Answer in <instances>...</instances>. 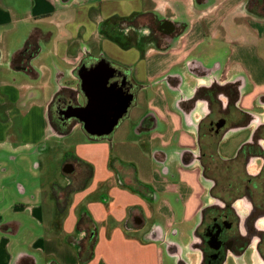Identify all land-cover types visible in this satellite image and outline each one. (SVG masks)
Instances as JSON below:
<instances>
[{"label": "crops", "instance_id": "crops-1", "mask_svg": "<svg viewBox=\"0 0 264 264\" xmlns=\"http://www.w3.org/2000/svg\"><path fill=\"white\" fill-rule=\"evenodd\" d=\"M250 1L31 0L25 21L33 28L24 36L19 29L9 28L17 20H12L5 9L0 11V153L15 155L53 140H46L48 106L59 91L77 87L74 70L82 60L95 63L105 59L126 72L127 80L147 100L141 119L149 117L151 125L138 129L139 133L133 122L124 129H117L118 125L109 139L86 138L71 147L61 145L66 147L63 154L69 148L92 167V180L82 196L99 188L106 197L105 204L88 206L98 225V241L89 264H117V251L131 247L147 252L142 262L146 259L149 264H162L156 244L141 242L123 228L128 208L145 205L124 183L130 178L128 166L134 168L132 176L140 185L156 193L153 205H145L146 217L160 215L168 224L180 213L185 219L191 217V197L182 194L187 206L182 212L174 209L170 200L174 193L165 194V184L148 155L155 146L187 143L191 138L182 112L175 106L178 95L163 81L178 77L181 89L190 94L204 83L189 72V65L195 63L201 69L214 67L219 76L240 77L243 92L264 95V15L249 8ZM37 6H44L46 12H35ZM161 24L169 25L168 35L159 38L157 44L147 41L148 34ZM22 51L30 57L17 66L14 61ZM79 128L75 124L72 130ZM20 200L25 206L20 210L38 215L32 201ZM13 246H18L14 240L0 237V264H11ZM32 247L45 249L46 245L36 238ZM35 261L46 262L42 256H35ZM61 262L78 264L72 257Z\"/></svg>", "mask_w": 264, "mask_h": 264}, {"label": "flooded vegetation", "instance_id": "flooded-vegetation-1", "mask_svg": "<svg viewBox=\"0 0 264 264\" xmlns=\"http://www.w3.org/2000/svg\"><path fill=\"white\" fill-rule=\"evenodd\" d=\"M248 7L264 15V0H251ZM169 30V25L161 24L146 40L157 44ZM29 55L22 51L15 59L22 60L17 66H22ZM92 64L82 60L78 67ZM117 72L120 77L112 81L120 82L123 74ZM189 72L204 83L188 95L181 89L180 78L167 77L163 82L171 93L178 95L175 106L190 130V141L155 146L148 155L165 184V194L174 193L170 200L178 210L182 212L187 206L181 195L191 197V217L185 219L180 213L170 224L160 215L152 213L146 217L145 205H153L156 193L151 187L140 185L132 176L134 168L128 166L130 178L124 183L145 205L128 208L123 228L133 232L132 236L141 242L156 244L162 264H264V95L243 92L240 77L216 75L214 67L201 69L191 63ZM127 87L135 97L137 86L128 81ZM69 104H84L78 85L59 91L55 97L50 109L55 129L72 130L76 124L75 120H64L58 115ZM150 125L149 117H144L135 131L139 133L138 129ZM48 128L46 140H59L71 133L70 130L69 134L60 135L49 122ZM47 146L41 145L38 150L45 153ZM63 169L70 172L64 173ZM116 174L120 180L119 173ZM60 175L65 185L50 184L45 190H38V196L28 198L38 215L20 210L25 206L19 201L9 207L13 216L25 215L32 227L22 231L27 233L22 245L11 248V264H40L35 256L44 257V264H62L67 257L78 264H89L93 259L98 225L88 206L105 204L106 197L99 188L82 196L92 180L93 170L71 152L62 153ZM19 190L24 195V190ZM1 212L0 237L11 241L21 226L14 219L1 217ZM36 238L44 242L45 249L32 247Z\"/></svg>", "mask_w": 264, "mask_h": 264}, {"label": "rangeland", "instance_id": "rangeland-1", "mask_svg": "<svg viewBox=\"0 0 264 264\" xmlns=\"http://www.w3.org/2000/svg\"><path fill=\"white\" fill-rule=\"evenodd\" d=\"M0 5V11L5 9L11 16L12 20H17V24L11 25L9 28L14 27L19 29L23 36L28 32V30L33 28L30 21H25V18L30 13L29 10L31 9V0H0ZM34 11L42 13L46 12V9L44 6H37ZM43 91L44 89H41L40 93L42 94ZM184 91L185 90H183V92ZM45 96L46 93L45 95L43 94L44 98ZM41 98L42 97H40V99ZM146 108L147 100H145L144 93L137 90L134 101L129 108L127 115L119 122L117 129L127 128L131 126V123L133 122L138 124ZM115 130L110 136L105 137L104 139L113 137ZM86 138L87 136L84 135L79 128L78 130H72L65 138L59 140L51 138L53 140L47 143L48 150L45 153H41L38 150L39 147L24 150L15 155L0 153V211H2L1 217L9 220L14 219L18 221L21 226L18 234L14 235L11 240V242L13 240L15 241V245L16 243L18 245H22L23 236L27 234L22 231L29 230V228L32 229V227L25 215L23 216L22 214L13 216V214L9 211V207H11L13 202H20V198L28 199L30 196H38L37 191L40 189L45 190L50 186V184H57L59 186L65 185V179L60 175V169L62 152L66 149V147L61 145L62 143H66L68 144L67 146L71 147V144L74 142H78L79 140ZM54 140H56L57 143H54ZM67 150L70 152L69 148ZM132 154L133 153H131V155ZM36 165L38 167H36ZM4 171L7 172V175H3ZM19 188L24 190V195L20 193ZM173 208L178 209V206L173 204ZM143 256L146 257L147 252H144V254L139 253L135 247H131L127 249L121 248V250H118L115 258H117V264H149L146 259H144L145 262H142L141 258H144ZM164 261L166 263V260Z\"/></svg>", "mask_w": 264, "mask_h": 264}, {"label": "water", "instance_id": "water-1", "mask_svg": "<svg viewBox=\"0 0 264 264\" xmlns=\"http://www.w3.org/2000/svg\"><path fill=\"white\" fill-rule=\"evenodd\" d=\"M22 63L21 57L15 64ZM78 91L84 99L81 106L69 104L58 112L64 120L73 119L89 137L100 139L110 136L119 122L125 118L134 96L127 87V79L112 81L118 77L117 70L105 59L89 67L82 65L74 70ZM64 173H69L63 169Z\"/></svg>", "mask_w": 264, "mask_h": 264}, {"label": "trees", "instance_id": "trees-1", "mask_svg": "<svg viewBox=\"0 0 264 264\" xmlns=\"http://www.w3.org/2000/svg\"><path fill=\"white\" fill-rule=\"evenodd\" d=\"M121 73L123 74V76H125L127 78V73L126 72L122 71ZM58 93L55 94V96L53 97L51 103L48 106L47 119H48L49 125L56 131V133H58L60 135H67V134H69V132H70L71 129H65L63 131L55 129L54 121L51 118V111H50V109H51V106H52V104H53V102L55 100V97L57 96ZM90 139H92V138H90Z\"/></svg>", "mask_w": 264, "mask_h": 264}]
</instances>
